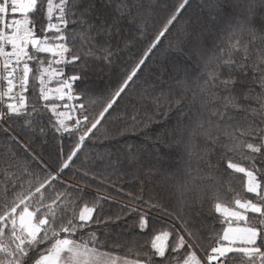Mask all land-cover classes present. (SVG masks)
<instances>
[{"label":"snow or ice","instance_id":"obj_1","mask_svg":"<svg viewBox=\"0 0 264 264\" xmlns=\"http://www.w3.org/2000/svg\"><path fill=\"white\" fill-rule=\"evenodd\" d=\"M155 4L156 0H0V253L6 254L0 255V264H121L127 258L102 251L103 242L101 248L96 246V234L90 229L102 220L106 224L128 220L126 231L133 232V239L142 238L134 255L145 251L136 264L162 260L224 264L237 243L249 245V252L264 264V247L257 243L260 228L253 235L208 232L211 243L201 249V257L186 239L197 244L202 239L191 215L180 221L181 231L152 214L154 208L165 209L154 197L145 196L138 158L118 148L113 151L114 146L93 147L101 139L118 141L130 130L129 121L133 127L143 124L147 131L156 109L166 124L173 118L172 106L179 109L189 93V103L199 105L198 117L210 110L223 119L229 107L241 109L240 100L254 91L241 94L236 73L251 71L259 76L257 86L264 85V11L256 19L264 0H248L244 14L235 18L213 15L211 20L218 26L211 50L199 33L188 29L184 14L189 0L161 4L169 14L149 31ZM206 7L223 14L225 5L223 0H211ZM182 18L183 39L177 48L200 71L181 64L171 69L157 64L155 78L161 83L169 70L183 72L178 81L183 92L176 97L171 89L161 88L154 95L156 86L147 83L146 74L166 42L171 46L172 33ZM129 49L127 59L113 72L117 57ZM96 64L109 71L92 82L88 73ZM259 107L264 109V103ZM185 111L178 112V130L184 126ZM258 115L264 117V111ZM108 125L115 128L113 135H105ZM251 147L259 151L258 146ZM152 171L144 170L146 176ZM125 176L130 179L125 181ZM77 178L83 184L73 183ZM253 182L257 184L254 194L260 196L258 176H253ZM134 183L139 184L135 192L125 186ZM53 190L55 198L47 199ZM109 193L128 199L121 201ZM237 204L257 215L264 212V204ZM112 205L124 211L111 215ZM215 214L228 217L236 212L217 204ZM112 246L123 244L113 241Z\"/></svg>","mask_w":264,"mask_h":264},{"label":"trees","instance_id":"obj_2","mask_svg":"<svg viewBox=\"0 0 264 264\" xmlns=\"http://www.w3.org/2000/svg\"><path fill=\"white\" fill-rule=\"evenodd\" d=\"M165 2L171 4L173 0H156V4L152 6L154 18L151 20L149 31L158 28L168 16L169 9L160 7ZM210 2L211 0H189L190 7L184 14L189 31L199 33L208 50L212 49L217 37L214 29L218 25L216 21L211 20V17L215 15L218 18L223 16L235 18L237 15H243L248 5V0H239L235 4L233 0H223L225 7L222 14L215 8L206 7ZM262 11L264 8L257 9V21H259V13ZM183 23L184 19L182 18L172 33L171 46L166 42L163 50L155 58V63H153L149 73L146 74L147 83L156 86L157 92L154 95L158 94L161 88L171 89L176 97L183 92L178 83L183 79V72L175 73L169 70L162 77L163 83H161L155 78L159 76L157 64L163 63L169 69L174 64H181L195 72L200 71V68L188 60L183 52L177 48L178 41L183 39V33L179 31ZM187 47V44L183 46L184 52L187 51ZM129 51L131 49L120 53L116 63L111 67L113 72L119 70V66L127 59ZM95 55L101 56L102 53L96 52ZM108 71L109 69L104 68L102 64H96L88 73L89 80L95 82L98 77L103 76ZM236 75L239 78L238 91L241 94L248 89H254V91L248 93V99L240 100L241 109L229 107L223 119L220 118L219 112L213 115L210 110L198 117L199 105L189 103L191 100L189 93L179 109L175 110V106H172L173 118L166 124L160 115L161 110L156 109L157 114L154 122L147 131L144 130L143 124L133 127L129 121L130 130L118 141L113 140L109 143L101 139L93 146L98 149L114 146L113 151L118 148L122 153L135 155L138 158L141 166L139 179L144 181L145 196L154 197L165 209V211H161L154 208L151 210L152 214L160 215L165 221L175 225L181 231H183V226L180 221L191 215L201 229L202 239H200L199 244L187 237L186 239L201 257L204 256L201 249L206 248L211 243L207 233L222 234L225 224L231 222L230 219L225 220L223 216L215 214L217 204L235 207L237 200H248L257 205L264 204V199H262L264 197V117L258 115L259 112L264 111L259 107L261 103H264V85L257 86L256 80L259 79V76L254 77L251 71L247 75L242 73H236ZM52 85H55V81ZM141 86L145 87L146 84ZM52 102L58 101L53 99ZM132 102H135L134 98L130 100V103ZM163 107L167 108L168 105L164 104ZM183 110H186L183 117L184 126L178 130V112ZM198 120L202 121L199 125ZM13 130H17L15 125H13ZM114 133L115 128L108 125L105 135H113ZM177 140L180 141V144L175 143ZM252 145L258 146L259 151L254 150ZM228 161L232 162L231 165ZM236 167H241L243 170L251 172L253 176H258L260 196L255 195L254 191L247 188L245 173ZM145 169L154 171L146 176ZM129 179L127 176L124 177L125 181ZM78 182L83 184L79 178L73 180V183ZM125 186L135 192L139 184L134 183ZM104 191L107 192L108 190L105 189ZM109 194L121 201L128 199L127 197L116 196L114 193ZM55 195V190L48 192L47 199L52 200ZM118 211L124 210H120L117 205L111 206V215H116ZM262 218H264V212L257 215L255 211H246L239 222L246 223L253 229L260 228V239L257 243L264 247V222H261ZM218 220H224L225 224L217 223ZM128 227V220L107 224L102 220L100 224H94L90 230L96 234V246L98 248H101V242H103L102 251L137 260L142 259L145 249H140L139 256L134 255V251L139 247L142 238L133 239V232L126 231ZM113 241L120 242L123 246L114 248L112 246ZM172 243H176L175 235ZM129 248L132 250L129 251ZM0 255L6 256L5 253H0ZM259 260L260 258L254 252L233 250L229 252L224 264H259ZM155 264H171V261H155Z\"/></svg>","mask_w":264,"mask_h":264},{"label":"rangeland","instance_id":"obj_3","mask_svg":"<svg viewBox=\"0 0 264 264\" xmlns=\"http://www.w3.org/2000/svg\"><path fill=\"white\" fill-rule=\"evenodd\" d=\"M52 86L54 87L55 85H52ZM236 168L239 170H242L245 173L247 188L248 189L251 188V189H253L252 191H254L255 188L257 187V184L255 182H253V174L247 170L246 171L243 170V168H241V167H236ZM237 201H239V200H237ZM237 201L235 202L236 203L235 207H228V206L220 205L222 207L234 210L236 212L235 216H228V217L223 216V218L225 220L230 219L231 222L225 224V226H224L225 228L223 229L222 234H224L225 232H227V234H229V235L234 234L235 232H246L248 235H253L254 229L252 227H249L248 225H246V223H240L239 222V219L243 218L245 215V212L248 210L243 206V204L238 205ZM243 202L247 203L248 200H244ZM228 224H231L233 227L228 228L227 227ZM224 247H225V251H227L228 245H225ZM232 247L234 250L244 249V251L249 252V245H247V244L237 243L235 245H232ZM109 254H112V255H115L118 257H125V256L117 255V254L111 253V252ZM125 258H127V259H122L121 264H136V262H137V259H133L131 257H125Z\"/></svg>","mask_w":264,"mask_h":264}]
</instances>
